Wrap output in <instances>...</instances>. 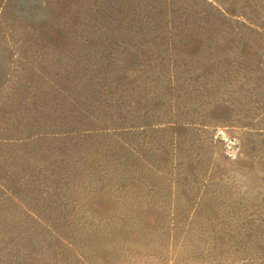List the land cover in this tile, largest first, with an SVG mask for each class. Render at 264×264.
<instances>
[{
  "label": "rangeland",
  "instance_id": "rangeland-1",
  "mask_svg": "<svg viewBox=\"0 0 264 264\" xmlns=\"http://www.w3.org/2000/svg\"><path fill=\"white\" fill-rule=\"evenodd\" d=\"M0 264H264V0H0Z\"/></svg>",
  "mask_w": 264,
  "mask_h": 264
}]
</instances>
